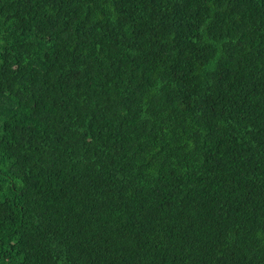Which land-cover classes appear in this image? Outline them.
Wrapping results in <instances>:
<instances>
[{
  "label": "trees",
  "instance_id": "1",
  "mask_svg": "<svg viewBox=\"0 0 264 264\" xmlns=\"http://www.w3.org/2000/svg\"><path fill=\"white\" fill-rule=\"evenodd\" d=\"M0 264H264V0H0Z\"/></svg>",
  "mask_w": 264,
  "mask_h": 264
},
{
  "label": "bare ground",
  "instance_id": "2",
  "mask_svg": "<svg viewBox=\"0 0 264 264\" xmlns=\"http://www.w3.org/2000/svg\"><path fill=\"white\" fill-rule=\"evenodd\" d=\"M37 6H38V5H37ZM33 93H34V92H33ZM8 100H9V99H8ZM180 196H181V195H180ZM132 207H133V206H132ZM132 207H131V208H132ZM30 211H31V210H30ZM100 220H101V219H100ZM231 229H232V228H231ZM235 230H236V228H235ZM227 234H228V233H227ZM172 241H173V240H172ZM207 247H208V246H207ZM92 250H93V249H92ZM245 250H246V249H245ZM249 255H250V254H249Z\"/></svg>",
  "mask_w": 264,
  "mask_h": 264
}]
</instances>
